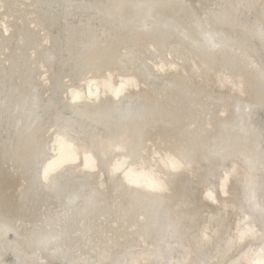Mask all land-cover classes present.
<instances>
[{
    "label": "bare ground",
    "instance_id": "6f19581e",
    "mask_svg": "<svg viewBox=\"0 0 264 264\" xmlns=\"http://www.w3.org/2000/svg\"><path fill=\"white\" fill-rule=\"evenodd\" d=\"M0 264H264V0H0Z\"/></svg>",
    "mask_w": 264,
    "mask_h": 264
}]
</instances>
